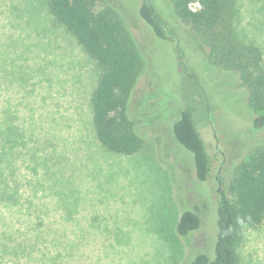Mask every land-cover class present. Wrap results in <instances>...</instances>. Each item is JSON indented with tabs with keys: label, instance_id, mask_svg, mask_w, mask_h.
Here are the masks:
<instances>
[{
	"label": "rangeland",
	"instance_id": "1",
	"mask_svg": "<svg viewBox=\"0 0 264 264\" xmlns=\"http://www.w3.org/2000/svg\"><path fill=\"white\" fill-rule=\"evenodd\" d=\"M234 1L238 37L264 53V0ZM110 2L127 17L141 6V0ZM153 3L173 31L174 20L180 21L172 0ZM178 23L186 73L171 44L139 18L129 21L147 52L132 99L147 139L141 152L122 156L100 145L93 126L91 97L101 70L56 23L48 1L0 0V122L15 135L0 146V169L7 172L0 189L8 187L14 199L5 213L9 228L65 233L67 245L77 248L73 264H189L201 253L214 257L217 190L228 188L248 151L264 141V130L253 127L255 114L238 74L210 66L207 50ZM187 106L198 107L210 154L225 159L223 168L215 162L206 183L196 176L194 155L173 133ZM7 153L11 163L5 166ZM216 174L222 183H214ZM184 211L203 222L191 258L177 232ZM236 252V264H264V221L243 232Z\"/></svg>",
	"mask_w": 264,
	"mask_h": 264
},
{
	"label": "trees",
	"instance_id": "2",
	"mask_svg": "<svg viewBox=\"0 0 264 264\" xmlns=\"http://www.w3.org/2000/svg\"><path fill=\"white\" fill-rule=\"evenodd\" d=\"M47 1L56 23L76 38L101 70L91 97L92 121L98 142L105 150L117 155L138 154L147 138L140 132L139 122L132 113V99L145 71L147 52L145 46L143 48L138 42L129 21L139 18L156 38L171 44L180 70L186 73V52L181 45L180 34L174 29L178 27V22L174 20L172 31L153 0H141L139 12L133 10L130 17L112 6L110 0ZM172 2L180 21L179 26L195 34L207 50L210 66L238 74L240 87L248 93V104L255 114L253 127L264 130V53L258 45L238 37L235 29V1ZM194 5L197 7L193 8ZM36 56L38 62H44L42 56L39 59ZM27 78L23 79L24 84L28 83L30 77ZM198 114L197 106L182 109L173 133L178 143L194 155L196 176L199 181L206 183L213 178L215 162L218 161L223 168L225 159L208 151L198 127ZM12 136L15 135L8 122H0V146L2 142L5 145L11 140L15 141ZM15 146L13 142L11 149L14 150ZM10 155L7 153L3 160L5 166L11 163ZM32 157L37 155L33 154ZM5 170L0 169L1 183L7 176ZM216 177L214 183H222L217 174ZM228 182L227 189L221 187L217 190L219 209L214 257L201 253L189 264H236V247L243 232L263 223L264 141L252 146ZM13 202L9 188L5 186L0 189V264H73L70 260H76L77 248L73 244L67 245L65 233L39 229L22 232L9 228L13 223L5 213L11 210ZM202 224L197 213L184 211L177 226L178 235L191 247L190 258L195 249H199L194 237L202 229ZM50 236L53 237L51 241ZM19 260H29V263Z\"/></svg>",
	"mask_w": 264,
	"mask_h": 264
},
{
	"label": "water",
	"instance_id": "3",
	"mask_svg": "<svg viewBox=\"0 0 264 264\" xmlns=\"http://www.w3.org/2000/svg\"><path fill=\"white\" fill-rule=\"evenodd\" d=\"M175 136V135H174Z\"/></svg>",
	"mask_w": 264,
	"mask_h": 264
}]
</instances>
